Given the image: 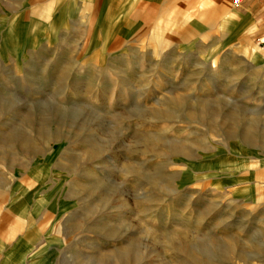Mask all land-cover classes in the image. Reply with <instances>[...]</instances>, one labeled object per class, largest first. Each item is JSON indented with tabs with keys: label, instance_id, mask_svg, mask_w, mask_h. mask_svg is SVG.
<instances>
[{
	"label": "rangeland",
	"instance_id": "rangeland-1",
	"mask_svg": "<svg viewBox=\"0 0 264 264\" xmlns=\"http://www.w3.org/2000/svg\"><path fill=\"white\" fill-rule=\"evenodd\" d=\"M227 1L0 0V264H264V17Z\"/></svg>",
	"mask_w": 264,
	"mask_h": 264
},
{
	"label": "crops",
	"instance_id": "crops-1",
	"mask_svg": "<svg viewBox=\"0 0 264 264\" xmlns=\"http://www.w3.org/2000/svg\"><path fill=\"white\" fill-rule=\"evenodd\" d=\"M224 7H225V9H227V12H226L227 15H229V13L233 12L232 8L229 7V4H228L227 0H224ZM244 8L249 9L248 12H251V14L255 13L257 15V17H258L259 22L264 17V0H249L246 3V6ZM259 17H262V18H259ZM262 36H263V39H264V35H262Z\"/></svg>",
	"mask_w": 264,
	"mask_h": 264
},
{
	"label": "built area",
	"instance_id": "built-area-1",
	"mask_svg": "<svg viewBox=\"0 0 264 264\" xmlns=\"http://www.w3.org/2000/svg\"><path fill=\"white\" fill-rule=\"evenodd\" d=\"M232 3L234 5H239L241 3V0H232Z\"/></svg>",
	"mask_w": 264,
	"mask_h": 264
}]
</instances>
